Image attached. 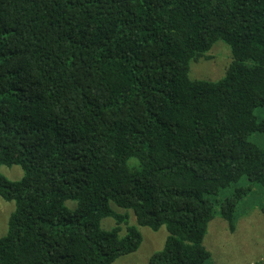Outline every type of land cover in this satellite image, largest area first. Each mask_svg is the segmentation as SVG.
Returning a JSON list of instances; mask_svg holds the SVG:
<instances>
[{
    "label": "trees",
    "instance_id": "16d2710c",
    "mask_svg": "<svg viewBox=\"0 0 264 264\" xmlns=\"http://www.w3.org/2000/svg\"><path fill=\"white\" fill-rule=\"evenodd\" d=\"M219 41L225 75L193 80ZM258 109L264 0H0V167L24 174L0 176V264H113L138 227L168 231L149 264H211L216 216L254 188L264 216Z\"/></svg>",
    "mask_w": 264,
    "mask_h": 264
},
{
    "label": "rangeland",
    "instance_id": "374dc122",
    "mask_svg": "<svg viewBox=\"0 0 264 264\" xmlns=\"http://www.w3.org/2000/svg\"><path fill=\"white\" fill-rule=\"evenodd\" d=\"M231 62L230 47L223 41H219L207 53L206 58H201L192 64L190 77L193 80H220ZM256 115L259 118L264 117L263 110L258 109ZM254 138L264 146V135H256ZM23 175L19 166L0 167V176H4L10 181H19ZM262 203L261 191L254 188L251 196L240 205L236 228L233 231L220 215L211 221L204 240L205 247L211 253V264H264ZM114 208L123 215L129 214V225H136L133 212L121 210L115 206ZM14 210V202H7L0 198V237L7 234L8 221ZM101 226L104 230H112L116 223L113 219L107 218L102 221ZM138 228L143 238L139 249L133 254L117 259L113 264H149L150 258L164 248L168 236L166 227H162L158 231L148 227ZM123 231H126V226H123Z\"/></svg>",
    "mask_w": 264,
    "mask_h": 264
}]
</instances>
